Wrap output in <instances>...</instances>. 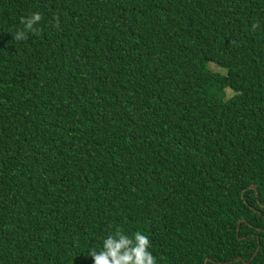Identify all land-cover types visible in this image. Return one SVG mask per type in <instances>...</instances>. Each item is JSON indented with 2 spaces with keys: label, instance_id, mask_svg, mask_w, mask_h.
Returning a JSON list of instances; mask_svg holds the SVG:
<instances>
[{
  "label": "trees",
  "instance_id": "16d2710c",
  "mask_svg": "<svg viewBox=\"0 0 264 264\" xmlns=\"http://www.w3.org/2000/svg\"><path fill=\"white\" fill-rule=\"evenodd\" d=\"M116 227L264 264V0H0V264H94Z\"/></svg>",
  "mask_w": 264,
  "mask_h": 264
},
{
  "label": "clouds",
  "instance_id": "9594fccd",
  "mask_svg": "<svg viewBox=\"0 0 264 264\" xmlns=\"http://www.w3.org/2000/svg\"><path fill=\"white\" fill-rule=\"evenodd\" d=\"M42 19L39 12L22 17L23 28L15 32L14 39L18 42L26 40L30 33L36 31ZM151 248V240L143 231L126 233L116 227L102 238L99 250L91 249L88 255L94 264H157Z\"/></svg>",
  "mask_w": 264,
  "mask_h": 264
},
{
  "label": "water",
  "instance_id": "95a60500",
  "mask_svg": "<svg viewBox=\"0 0 264 264\" xmlns=\"http://www.w3.org/2000/svg\"><path fill=\"white\" fill-rule=\"evenodd\" d=\"M252 187L256 189V186H255V185L252 186ZM240 223H241V221H240ZM238 230H240V226H239ZM256 254H257V253H256ZM237 260H240V259H237ZM209 261H210V259H207L206 264H208Z\"/></svg>",
  "mask_w": 264,
  "mask_h": 264
},
{
  "label": "rangeland",
  "instance_id": "374dc122",
  "mask_svg": "<svg viewBox=\"0 0 264 264\" xmlns=\"http://www.w3.org/2000/svg\"><path fill=\"white\" fill-rule=\"evenodd\" d=\"M233 92L231 90H228V96H232Z\"/></svg>",
  "mask_w": 264,
  "mask_h": 264
}]
</instances>
